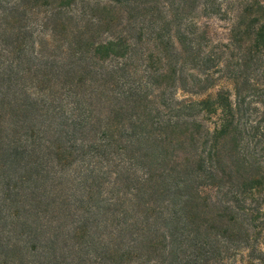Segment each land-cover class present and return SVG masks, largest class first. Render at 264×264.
Wrapping results in <instances>:
<instances>
[{
    "label": "trees",
    "instance_id": "1",
    "mask_svg": "<svg viewBox=\"0 0 264 264\" xmlns=\"http://www.w3.org/2000/svg\"><path fill=\"white\" fill-rule=\"evenodd\" d=\"M0 264H264V0H0Z\"/></svg>",
    "mask_w": 264,
    "mask_h": 264
},
{
    "label": "rangeland",
    "instance_id": "2",
    "mask_svg": "<svg viewBox=\"0 0 264 264\" xmlns=\"http://www.w3.org/2000/svg\"><path fill=\"white\" fill-rule=\"evenodd\" d=\"M201 23L207 28L212 41H225L228 36V22L217 18L202 19ZM213 92V90H212Z\"/></svg>",
    "mask_w": 264,
    "mask_h": 264
}]
</instances>
